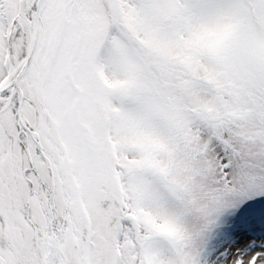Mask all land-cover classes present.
Segmentation results:
<instances>
[{"label": "snow or ice", "instance_id": "6c2138e0", "mask_svg": "<svg viewBox=\"0 0 264 264\" xmlns=\"http://www.w3.org/2000/svg\"><path fill=\"white\" fill-rule=\"evenodd\" d=\"M0 264H264V0H0Z\"/></svg>", "mask_w": 264, "mask_h": 264}]
</instances>
